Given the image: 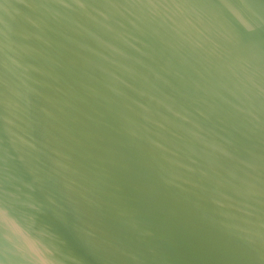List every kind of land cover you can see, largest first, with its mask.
I'll use <instances>...</instances> for the list:
<instances>
[{"label": "water", "instance_id": "1", "mask_svg": "<svg viewBox=\"0 0 264 264\" xmlns=\"http://www.w3.org/2000/svg\"><path fill=\"white\" fill-rule=\"evenodd\" d=\"M0 264H264V0H0Z\"/></svg>", "mask_w": 264, "mask_h": 264}]
</instances>
